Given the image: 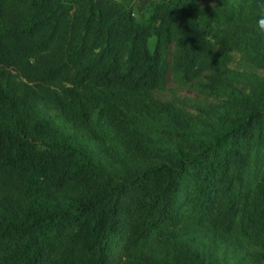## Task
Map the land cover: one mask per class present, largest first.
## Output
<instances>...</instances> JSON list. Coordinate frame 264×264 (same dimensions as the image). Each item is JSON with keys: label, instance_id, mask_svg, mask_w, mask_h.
Wrapping results in <instances>:
<instances>
[{"label": "trees", "instance_id": "1", "mask_svg": "<svg viewBox=\"0 0 264 264\" xmlns=\"http://www.w3.org/2000/svg\"><path fill=\"white\" fill-rule=\"evenodd\" d=\"M202 1L0 0V264H264V0Z\"/></svg>", "mask_w": 264, "mask_h": 264}, {"label": "rangeland", "instance_id": "2", "mask_svg": "<svg viewBox=\"0 0 264 264\" xmlns=\"http://www.w3.org/2000/svg\"><path fill=\"white\" fill-rule=\"evenodd\" d=\"M135 3V13L138 17H141L143 14L147 13V7H142L140 6L141 0H134ZM201 3H206V4H210L212 3L211 0H207V1H202ZM151 44H152V39L150 40Z\"/></svg>", "mask_w": 264, "mask_h": 264}, {"label": "clouds", "instance_id": "3", "mask_svg": "<svg viewBox=\"0 0 264 264\" xmlns=\"http://www.w3.org/2000/svg\"><path fill=\"white\" fill-rule=\"evenodd\" d=\"M256 31L259 34L264 35V10H262L259 18L256 21Z\"/></svg>", "mask_w": 264, "mask_h": 264}]
</instances>
